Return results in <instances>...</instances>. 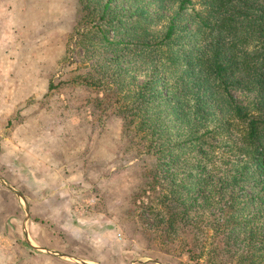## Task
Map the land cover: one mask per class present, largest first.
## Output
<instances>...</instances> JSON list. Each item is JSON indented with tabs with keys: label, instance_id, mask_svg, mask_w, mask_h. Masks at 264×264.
I'll use <instances>...</instances> for the list:
<instances>
[{
	"label": "trees",
	"instance_id": "1",
	"mask_svg": "<svg viewBox=\"0 0 264 264\" xmlns=\"http://www.w3.org/2000/svg\"><path fill=\"white\" fill-rule=\"evenodd\" d=\"M76 2L78 72L46 93L82 85L122 118L150 232L199 264H264V0Z\"/></svg>",
	"mask_w": 264,
	"mask_h": 264
},
{
	"label": "rangeland",
	"instance_id": "2",
	"mask_svg": "<svg viewBox=\"0 0 264 264\" xmlns=\"http://www.w3.org/2000/svg\"><path fill=\"white\" fill-rule=\"evenodd\" d=\"M76 6V0H19L16 5L4 7L6 13L1 15L0 24L2 22V27L5 26L7 30L16 26L18 37L16 40L8 36L11 52H3L0 58L19 54L24 63L22 67L10 66L7 76L0 73V79L7 80L5 84L12 96L8 100L9 107L13 106L11 111L1 114L0 135H9L5 138L9 137L6 140L10 147L15 144L28 149L34 133L42 129L39 125L46 123L51 125L45 128L47 139L55 138V133H60V136L64 134L69 137L71 142L83 145L81 155L84 167L88 166L85 175L89 184L80 187L81 207L76 209L74 205L68 214H72L71 220L82 225L79 229L85 236L80 240L85 245L76 248L73 243L72 254H122V258L123 254H131L141 259L149 257L150 260L162 257L169 260V264H199L190 259L186 252H179V235L175 236V241L167 243L150 232L152 214L147 210L138 213L131 202L130 196L145 178V168L132 159L130 151L123 148L122 118L92 106V93L82 85H65L41 95L46 92L50 78H66L78 72L71 70L73 65L62 66L65 41ZM9 8L12 13L8 12ZM25 80L32 81L25 84ZM27 85L32 90H28ZM18 123H21V127L13 135ZM74 132L78 140L75 139L77 136H73ZM26 134L29 136L26 137ZM138 198L143 201L147 199L146 195ZM59 214V218L62 217V213ZM6 230L10 233L11 241L7 237L10 244L8 248L3 246V250L11 255L4 257L2 254L6 253L0 250V264H27L28 260L24 262V256L18 255L21 251L17 244L16 228L7 227ZM94 234L100 236L99 248L94 244ZM66 250L69 251L70 247Z\"/></svg>",
	"mask_w": 264,
	"mask_h": 264
},
{
	"label": "crops",
	"instance_id": "3",
	"mask_svg": "<svg viewBox=\"0 0 264 264\" xmlns=\"http://www.w3.org/2000/svg\"><path fill=\"white\" fill-rule=\"evenodd\" d=\"M18 1L0 0V20L1 15L6 13L4 7L8 4L16 5ZM11 10L9 8L8 12L12 13ZM4 28L1 22L0 54L9 50V35L14 39L18 37L16 26L12 30ZM34 49L35 46L32 47V50ZM23 63L19 54L0 58V73L7 76L10 66L22 67ZM18 76L19 74L15 77L16 81ZM31 81L24 82L28 84ZM5 83L6 79H0V117L13 109V106L9 107L8 100L12 96ZM27 88L32 90L29 85ZM43 94L46 92L41 95ZM28 95L30 93L25 96ZM21 123L14 127L13 135L20 129ZM39 126L42 129L34 133L28 149L15 144L10 147L9 141L6 140L9 137L5 138L9 135H0V250L6 253L2 255H11L7 250H3V246L8 248L11 241L6 228L15 227V234L19 239L17 244L21 251V254H17L24 256L22 260H28L27 264H164L162 257H153L150 260L149 257L141 259L131 254H123L124 258L122 254H72L73 243L76 248L85 245L80 240L85 236L79 229L82 225L71 220L72 214H68L74 205L76 209L81 207L83 202L79 200L80 190L82 186L89 184L85 175L88 166L84 167L81 155L83 145L71 142L69 137L64 134L60 136V133H55V138L47 139L45 128L51 125L45 123ZM74 133L75 135H72L76 137V132ZM27 136L29 134H26ZM75 139L78 140V136ZM60 212L62 217L59 218ZM77 226L79 230L76 229ZM94 237V244L99 248L100 236L94 234ZM67 247H70L69 251L66 250Z\"/></svg>",
	"mask_w": 264,
	"mask_h": 264
}]
</instances>
